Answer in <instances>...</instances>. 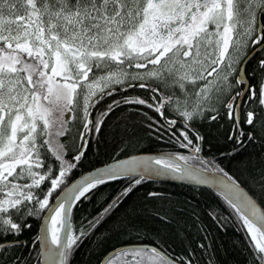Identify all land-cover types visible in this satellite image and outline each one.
I'll return each instance as SVG.
<instances>
[{
  "label": "snow or ice",
  "instance_id": "obj_1",
  "mask_svg": "<svg viewBox=\"0 0 264 264\" xmlns=\"http://www.w3.org/2000/svg\"><path fill=\"white\" fill-rule=\"evenodd\" d=\"M258 13L264 16V0H0V236L29 227L23 222L26 216L44 215V231L36 237L42 243L38 251L34 249L37 258L32 264H70L75 245L87 235L83 228L79 233L73 231L71 205L96 185L130 179L129 187L123 189L127 194L141 179L192 177L189 161L200 151L202 137L190 128L191 120L206 110L216 112L213 105H219L233 128H238L236 99L242 92H233L234 86L243 85L238 72L245 58L256 52L261 53L257 63L264 70V22L257 24ZM117 85L146 89L152 93V102L122 96L91 120L92 105L119 91ZM173 87L182 97L165 96L161 91ZM193 95L195 99L190 100ZM259 102L264 105V82ZM129 103L147 106L164 120L157 127L158 120L142 113L158 138L162 129L169 132L178 122L165 117L167 103L184 123L179 135L172 131L170 138L190 148L191 155L117 160L70 186L53 207L49 195L76 167L64 159L65 145L60 141L70 131L69 122L78 111L82 114L81 147L73 157L79 161L87 146L86 133L93 127L99 132L117 104ZM244 123H254L252 111L246 113ZM189 132L194 134L195 145ZM243 135L233 132L229 138L241 144ZM45 146L59 162V169L41 198L36 193L52 170V165L49 172L41 167ZM209 170L222 173L213 182L243 221L258 254L264 253V214L224 169L217 165L205 169ZM92 227L88 225L89 230ZM116 256L123 257L122 264H191L189 258H170L158 247L147 245L114 249L101 264H115ZM260 259L264 264V256ZM29 260L16 257L15 264H29Z\"/></svg>",
  "mask_w": 264,
  "mask_h": 264
},
{
  "label": "trees",
  "instance_id": "obj_2",
  "mask_svg": "<svg viewBox=\"0 0 264 264\" xmlns=\"http://www.w3.org/2000/svg\"><path fill=\"white\" fill-rule=\"evenodd\" d=\"M257 16L260 23L264 22V16L259 13ZM260 56L258 52L247 67L256 79L262 71L257 63ZM93 72L99 74L95 69ZM115 87L120 90L92 105L91 120L95 121L113 100L118 101L122 96L150 98L146 90L142 92L138 87ZM157 95L159 97V93ZM219 112L215 120L205 115L190 122V128L202 137V155L209 158L214 167L218 165L244 186L264 208V110L255 109L254 123L243 125L245 135L241 144L229 138L230 134L236 133V128ZM142 113L158 120L157 127L164 124V120L147 106L117 104L105 118L99 132L93 127L90 133H86L84 154L75 161L73 157L81 147L79 131L83 130L82 114L78 111L74 121L69 122L70 131L60 137L65 145L64 159L76 167L68 171L61 185L49 195V202L74 178L111 160L141 152L184 154L181 144L174 137L170 138L172 131L179 135V130L184 127L182 122L178 121L169 132L162 129L158 138L155 128L149 130V121ZM168 118L176 119L174 115ZM248 132L253 135H246ZM189 137L195 145L197 141L192 132H189ZM41 160L43 171L49 172V165H52L49 177L36 193L42 198L50 187L51 176L59 169V162L46 146L41 149ZM130 184L131 180L125 178L105 181L73 205L70 212L72 229L79 233L83 228L87 235L75 245L70 264H100L108 251L130 244H150L171 258H189L191 264H261L260 257L264 253L258 254L236 210L218 194L203 187L147 179L132 185L125 194L123 189ZM41 216H26L23 222L29 227L21 233L0 236V244L9 242L0 248V264H8L9 261L15 264L16 257H30L29 264H32L37 258L36 237ZM88 225L93 227L89 230ZM14 241L19 243H12ZM113 259L115 264L123 262L122 256Z\"/></svg>",
  "mask_w": 264,
  "mask_h": 264
},
{
  "label": "flooded vegetation",
  "instance_id": "obj_3",
  "mask_svg": "<svg viewBox=\"0 0 264 264\" xmlns=\"http://www.w3.org/2000/svg\"><path fill=\"white\" fill-rule=\"evenodd\" d=\"M259 23H260V19L257 16V24H259ZM257 53L258 52L253 53L251 55V57L244 64V67H243V75H244L243 85L234 86V88H233V92H242L244 90V88H245V91H244V93H243V95H242V97L240 99V102H239L240 104L238 106L239 107V111H240V124H239V127L236 128V134L237 133L240 134V133H244L245 132V127L243 126V123H244V119H245L246 113L248 111H252L254 113L255 109L264 110V105L260 104V102H259L260 84L262 82H264V70H262L260 72V77H258L256 79V78H253L251 76L250 72L247 69L248 65L252 61L255 60L254 56ZM258 59H259V57L257 58V60ZM104 71H106V70H104ZM238 75H239V72H238ZM153 83H154L153 86H155V82H153ZM197 87H198V85H197ZM141 90L143 92V90H146V89H141ZM253 90L255 91V96L252 95ZM189 91L194 93V90L191 89V88H189ZM146 92H147V94L150 97L149 99H146V100H148L151 103L152 102V100H151L152 93L150 91H148V90H146ZM162 92L164 93L165 96H181L182 97V94L180 93L179 89L176 88V87L170 88L169 90L168 89H162ZM157 99H159L158 95H157ZM194 99H195L194 95L190 97V100H194ZM238 100H239V97L236 99V104L238 103ZM241 101H244V103H241ZM224 102L227 103V100H225ZM218 110L220 111L219 113L222 115V117L225 116V118H228L227 117V113L223 109V107L218 105L216 107V112H213L211 110H206L205 113L202 116H197L194 119L203 118V116H205V115H207V117L209 118L210 116L216 115ZM164 115H165V117H170V115H174V117H176L175 120L183 122V118L181 116H179L177 113H175L174 111H172L171 108L168 107L167 103L165 104ZM247 125H249V124H247ZM202 145L203 144H202V139H201L199 141L200 151L196 154V157H199V159L194 157L192 160L189 161V164H191L193 166H196V167H199V168H202V169H209L210 166L214 167V165L212 163H210V159L209 158H205L204 155H202V152H201L202 151ZM183 149H184V147H183ZM184 154L185 155H191V153L189 151L185 150V149H184ZM203 160H206L207 163H201V161H203Z\"/></svg>",
  "mask_w": 264,
  "mask_h": 264
},
{
  "label": "water",
  "instance_id": "obj_4",
  "mask_svg": "<svg viewBox=\"0 0 264 264\" xmlns=\"http://www.w3.org/2000/svg\"><path fill=\"white\" fill-rule=\"evenodd\" d=\"M253 53H250L245 60L243 61V64H245V62L251 57ZM239 76L241 78V80H244V75H243V70L239 71ZM245 91H242V95ZM242 95L239 97L238 103L240 102V99L242 97ZM185 150L190 152V148H184ZM153 154H169V153H161V152H141V153H134L131 155H127L121 158H117L114 160H111L109 162H107L106 164L100 165L98 167L92 168L91 170H88L87 172L79 175L78 177L74 178L72 181H70L67 185H65L60 191L59 193L55 196V198L52 200V202L50 203L53 207L56 205L57 199L59 197H61L64 193L66 189H69L70 186L79 183L82 179L86 178L88 174H92L95 175L96 174V170L97 169H104L105 166L107 165H111L113 164L115 161L117 160H127L129 157H140V156H148V155H153ZM193 176L192 177H178V176H172V175H163V176H159V177H150V178H145L147 180L153 181V182H170V183H178V184H184V185H189V186H195V187H203V188H207L209 190H211L212 192L218 194L219 196H221L224 200L225 196L221 194V191L219 189V187L213 182L215 179L222 177V173L219 172H213L211 170L209 171H205V169L193 166ZM201 180H206L208 181L207 183H201ZM237 186L238 189L241 193L246 194L256 205L257 210L259 212H261L262 214H264V209L262 208V206L259 204V202L246 190V188L244 186H242L241 184H239L237 182ZM227 201V200H226ZM228 202V201H227ZM74 205V204H73ZM73 205H71V208L73 207ZM47 210V209H46ZM45 210V211H46ZM46 222V217L44 215L41 216V220L39 223V228H38V235H41L43 233V225ZM69 222H70V213H69ZM63 231V229H62ZM37 240V239H36ZM41 241L37 240V244H38V250L40 248L41 245ZM5 245V243L0 244V248L3 247ZM130 245H147V246H153L150 244H130ZM124 246H129V245H121L118 247H115L113 249H111L110 251H108L106 254H104V256L101 258L102 259H106L108 258V256L113 252L114 249H120ZM156 247V246H155ZM171 258V257H170ZM101 264V261H100Z\"/></svg>",
  "mask_w": 264,
  "mask_h": 264
},
{
  "label": "bare ground",
  "instance_id": "obj_5",
  "mask_svg": "<svg viewBox=\"0 0 264 264\" xmlns=\"http://www.w3.org/2000/svg\"><path fill=\"white\" fill-rule=\"evenodd\" d=\"M259 77H260V75H259ZM239 104H240V103H237L238 106H239ZM224 117H225V116H224ZM226 119H228V118H226ZM182 123H183V122H182ZM243 125L246 126L247 124H246V123H243ZM237 134H239V133H237ZM74 204H75V203H74ZM259 204H260V203H259ZM260 205H261V204H260ZM261 206H262V205H261ZM262 208H263V206H262ZM71 209H72V208H71ZM263 209H264V208H263Z\"/></svg>",
  "mask_w": 264,
  "mask_h": 264
}]
</instances>
